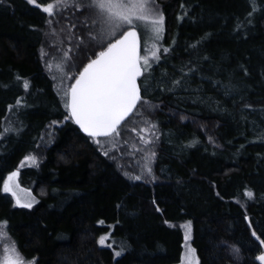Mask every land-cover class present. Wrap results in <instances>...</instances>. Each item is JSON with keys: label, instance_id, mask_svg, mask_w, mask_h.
Masks as SVG:
<instances>
[{"label": "trees", "instance_id": "16d2710c", "mask_svg": "<svg viewBox=\"0 0 264 264\" xmlns=\"http://www.w3.org/2000/svg\"><path fill=\"white\" fill-rule=\"evenodd\" d=\"M159 2L169 51L140 79L160 133L154 182L129 180L66 119L42 62L41 8L26 0L0 6V222L36 264L177 263L184 240L177 225L185 220L199 264H260L264 245L251 233L264 240V0ZM91 52H80L79 72ZM53 121L63 124L42 143ZM34 151L43 162L23 168L21 181L39 202L16 207L3 182ZM111 225L114 245L102 247ZM224 243L240 249L238 260Z\"/></svg>", "mask_w": 264, "mask_h": 264}, {"label": "snow or ice", "instance_id": "6c2138e0", "mask_svg": "<svg viewBox=\"0 0 264 264\" xmlns=\"http://www.w3.org/2000/svg\"><path fill=\"white\" fill-rule=\"evenodd\" d=\"M6 2L7 0H0V6L5 5ZM26 2L40 7L49 18L46 21L49 25H52L56 16L60 14L58 10L72 8L84 16L82 25L88 30L89 40L96 43V48L92 52L95 58L82 66L74 83L64 92L67 98L65 107L69 113L66 119L74 120L89 137L94 138L95 144L103 148L101 141L96 138L119 137L121 124L134 113L137 105L154 110L151 102L142 97L138 79L151 67L150 60L152 63H158L161 57L158 42L162 38L164 16L157 0H51L44 5H37V0H26ZM89 13L93 17L91 20L88 17ZM251 14L249 13V16ZM53 32H55L54 28ZM148 33L156 43H153L152 48L145 49V54L141 55V36ZM78 39L82 44L84 38ZM168 51L167 48L163 49V53ZM64 56L70 59L67 52ZM175 83L179 84L180 81L177 80ZM24 87L27 89L28 84L25 83ZM19 103L18 100L17 104ZM156 127L155 123H148V127L140 129L139 140L145 146L153 143V139H158L154 132ZM8 131L9 128L3 130V132ZM132 131L135 132L137 129L133 128ZM140 133H148V135ZM2 135L3 133H0V138ZM103 154L107 156L108 152L105 151ZM154 157L155 152L149 150L145 158L150 164ZM25 159L35 161V157L32 156ZM144 168L149 175L152 174L150 166L146 164ZM17 175L16 172L11 173L3 182L2 190L11 193L19 203L20 198L14 190L19 187L15 183ZM130 178L140 180L141 176ZM152 178L155 179L154 176ZM246 194L249 198L253 196L251 191ZM21 206L30 208L31 204ZM98 223L103 225L104 221ZM6 225L7 221L0 222V234ZM249 227L251 228V221ZM251 235L259 240V245H264V240H261L255 231H252ZM187 239L188 236L185 235V240ZM99 243L103 245L105 237H101ZM122 251L123 249L115 252V255L120 256ZM239 251V248L232 246L234 254H238ZM10 253H15V256ZM194 253L195 249L190 248L185 254V264H194V260L195 264H199L198 258L193 257ZM2 259L3 264H24L14 248L6 247ZM255 260L264 264V251L255 256Z\"/></svg>", "mask_w": 264, "mask_h": 264}, {"label": "rangeland", "instance_id": "374dc122", "mask_svg": "<svg viewBox=\"0 0 264 264\" xmlns=\"http://www.w3.org/2000/svg\"><path fill=\"white\" fill-rule=\"evenodd\" d=\"M157 4L159 6L160 11L162 12V5L157 0ZM60 11V14L56 16L54 22L52 25H47L45 26V29L41 32L43 39V46L41 49V57H42V62L44 63L45 71L51 76V78L54 80V86L57 94L60 96L61 101L64 103L65 106V101L66 97L64 95L65 90L68 89V87L74 83L75 77L78 76V72L81 69L82 65V57L80 56V52L82 51H92L94 48H96V43L94 42L93 44H90L88 47L86 46H81L79 37H83V43H88L92 42L88 38V30L85 29L82 25V21L84 20V16H82L79 12L75 11L72 8H68L66 10H58ZM163 14V12H162ZM46 15V14H45ZM74 15V17H73ZM164 16V15H163ZM47 17V15H46ZM89 20L93 19L91 16V13L88 14ZM47 19H49L47 17ZM59 22H64L63 27L58 26ZM56 26V27H55ZM53 28L55 29V32H53ZM95 31V30H93ZM139 31V29H138ZM166 31H165V19H164V24H163V32H162V38L158 42V46L161 48V54L163 53V49L169 48V43L166 42V37H165ZM77 38V43L73 42V39ZM153 43H156L152 38L151 34L148 33L147 35L142 34L141 36V55L145 54V49H150L153 46ZM78 45V46H77ZM71 49V51H69ZM98 50V49H97ZM67 52L68 57L70 59L66 58L64 56V53ZM92 53V52H91ZM90 56V55H89ZM73 57V59H71ZM72 60V61H71ZM151 63V67L145 72L146 77H148L152 69L154 68L157 63ZM80 68V69H79ZM66 108V107H65ZM11 113L12 108H11ZM140 113V114H137ZM156 113V110H150L147 107H140L137 111L132 114V116L129 119V123L127 126H125L121 131H120V136L116 138H111V137H99L96 139H99L101 141V144L103 145V148L100 146H97L100 148V150L104 153L105 151L108 152V155L112 160L117 162L119 165L123 166L122 173L125 177H127L131 181H146V182H151V181H156V176L153 172V166H154V160L155 158L152 159L151 163L149 164V161L145 158L148 155L149 150L154 151V146L157 144L158 139H153V143L145 146L142 142L139 140L138 133L140 132V129L148 127V123H155L157 126V121L154 117ZM132 118V119H131ZM11 120H13L12 117H9L5 120V128H12V123ZM66 121V120H64ZM148 122V123H145ZM62 122H56L52 123L49 126V130L45 134L42 143H49L52 135L54 134V131L56 127L62 126ZM133 128H136L137 131H132ZM155 136L160 137L159 129L158 126L154 130ZM8 133V132H7ZM142 135L147 136L148 133H140ZM49 141V142H48ZM42 144L40 143L39 146ZM137 149H143V151H137ZM35 157V161L32 160H26L25 157ZM138 156V157H137ZM22 161L20 162L18 168L15 170L11 171L9 174H7L6 179L11 173L16 172L17 178L15 180V183L19 185L18 188H15L14 190L17 192V195L20 198V202L17 203L16 197L12 196L11 193H6L2 190L4 194L9 195L14 203V206L16 207H21V208H27L31 209L33 208L38 202L39 198L34 194L33 190L29 187H26L22 184L21 181V170L26 167H34V168H39L41 163L43 162V157L42 153L40 151V156L39 154L34 152L29 153L26 155ZM148 165L152 168V174L149 175L144 166ZM127 173V175L125 174ZM140 175L141 179L140 180H134L131 179L130 177ZM155 177L153 179L152 177ZM3 188V186H2ZM247 198H249L246 195ZM252 198V197H251ZM250 199V198H249ZM238 200V199H237ZM242 205H245L244 201L238 200ZM31 204V207H22L21 205L23 204ZM183 232V252L181 255V259L177 263L173 264H185V254L188 253L189 249H195L193 245V225L190 220H185L182 223L177 225ZM114 228V225L109 226V229L106 233L102 234L101 237H105V243L100 246L102 247H112L114 245V242L111 240L110 234ZM185 235L188 236V239L185 240ZM99 238V240H100ZM227 252L230 254V256L236 260H238V254H234L232 252V245L228 243H224ZM12 249L14 248L16 250V253L19 254V258L24 261V264H36V258L35 257H28L25 254L20 253L21 251L13 236L9 233L7 229V225L3 228L2 234H0V264H3V256H4V249L5 248ZM122 251L123 255L126 252V249L124 247L115 249V252L117 251ZM15 256V253H10ZM120 255V256H121ZM116 256V258L120 257ZM194 258H198V254L195 249V253L193 254ZM195 264V260H194Z\"/></svg>", "mask_w": 264, "mask_h": 264}, {"label": "water", "instance_id": "95a60500", "mask_svg": "<svg viewBox=\"0 0 264 264\" xmlns=\"http://www.w3.org/2000/svg\"><path fill=\"white\" fill-rule=\"evenodd\" d=\"M140 79H141V77L138 79V84L140 85ZM141 87V86H140ZM141 95H142V89H141ZM138 106V105H137ZM135 111V110H134ZM131 116V115H130ZM129 116V117H130ZM128 117V118H129ZM127 118V119H128ZM127 119L121 124V126L127 121ZM75 122V121H74ZM77 126H78V128L80 129V131H82L85 135H87V133H85L80 127H79V125L78 124H76ZM88 136V135H87Z\"/></svg>", "mask_w": 264, "mask_h": 264}]
</instances>
